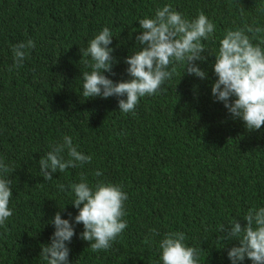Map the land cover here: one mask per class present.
I'll return each mask as SVG.
<instances>
[{"label": "trees", "instance_id": "trees-1", "mask_svg": "<svg viewBox=\"0 0 264 264\" xmlns=\"http://www.w3.org/2000/svg\"><path fill=\"white\" fill-rule=\"evenodd\" d=\"M164 4L189 19L203 11L216 25L214 38L204 42L207 59L196 62L206 78L177 65L166 91L142 97L134 113L120 112L117 97L84 98L81 74L90 71L84 64L90 58L80 48L109 27L117 63L115 75L104 74L114 82L129 79L124 60L140 47L138 20ZM258 8L264 0H0V160L14 169L0 264H47L39 254L51 242L55 213L78 214L74 194L57 184L78 183L81 175L90 185H122L128 227L110 249L93 252L80 238L83 225L75 224L69 264H162L158 243L177 231L204 250L200 264H231L227 252L238 241L224 242L219 229L232 220L243 226L250 208L264 206V125L246 130L212 95L211 54L226 29L264 27ZM28 39L36 47L9 71L11 45ZM64 135L91 163L44 181L38 162Z\"/></svg>", "mask_w": 264, "mask_h": 264}, {"label": "clouds", "instance_id": "clouds-1", "mask_svg": "<svg viewBox=\"0 0 264 264\" xmlns=\"http://www.w3.org/2000/svg\"><path fill=\"white\" fill-rule=\"evenodd\" d=\"M243 12V9L241 10ZM257 11L264 14V8ZM140 33L135 37L137 45L124 60L128 65L127 80L113 81L104 73H112L117 63L110 47L113 33L105 26L88 41L80 52L85 66L81 76L82 96L84 98H118V108L122 113H134L140 99L166 91L163 85L171 80L177 71V65L184 68V74L205 79L207 73L197 61H205V41L214 38L216 25L200 11L193 19L185 17L171 4L158 7L154 16H145L138 20ZM137 30L133 29V32ZM264 27L244 25L226 29L219 39V48L215 52L214 74L217 77L211 92L216 100L234 119H240L248 131L259 130L264 125ZM254 41H257L254 43ZM36 44L28 39L11 45L13 65L19 69L28 58L29 50ZM208 52V51H207ZM115 75V73H112ZM92 157L77 150L72 137L64 135L62 141L50 145V150L39 160L40 173L44 181H51L54 173H63L69 168L91 163ZM14 169L0 160V227L13 215L9 207L13 197L12 180L9 174ZM97 177L101 176L96 171ZM60 191L70 189L74 194L72 204L78 209L74 218L63 219L57 211L51 223L54 232L50 243L41 246L40 258L47 264H69L71 242L75 233V224H82V240L90 242L93 252L108 250L114 241L128 227L126 201L128 195L122 185L104 180L90 185L81 175L80 182L64 185L58 183ZM64 208V207H63ZM246 223L232 220L227 226L221 225L220 237L224 242L238 241V246L228 249L231 264H242L245 258L252 264H264V206L250 208L244 215ZM155 229L151 235H157ZM183 232H167L159 241L162 264H200L201 247L189 246Z\"/></svg>", "mask_w": 264, "mask_h": 264}]
</instances>
